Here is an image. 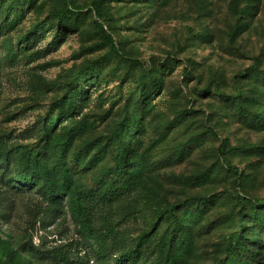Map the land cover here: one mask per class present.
Here are the masks:
<instances>
[{
	"label": "rangeland",
	"instance_id": "obj_1",
	"mask_svg": "<svg viewBox=\"0 0 264 264\" xmlns=\"http://www.w3.org/2000/svg\"><path fill=\"white\" fill-rule=\"evenodd\" d=\"M173 230L264 264V0H0V264H162Z\"/></svg>",
	"mask_w": 264,
	"mask_h": 264
},
{
	"label": "trees",
	"instance_id": "obj_2",
	"mask_svg": "<svg viewBox=\"0 0 264 264\" xmlns=\"http://www.w3.org/2000/svg\"><path fill=\"white\" fill-rule=\"evenodd\" d=\"M57 17H59L60 19H63L65 17V15L63 13H58ZM259 119H260V117H259ZM119 157H120L121 161L118 160ZM119 157L115 159L116 163L119 164L120 162H123V165H125L127 163L125 150H119ZM27 162H28V159H27ZM117 169H120V167H118ZM48 186H49L48 187V191H49L51 196H53V197L60 196L61 193H59L58 190L52 189L51 185H48ZM167 213L170 214L171 210H165V211H162V212H157V217L159 218V217H161V216H163V215H165ZM258 225H262V223H259ZM172 233H173L172 234V239H170V241H169L170 245L168 246V252H167L165 258L163 259V263L162 264H177L178 263V260L176 259V255L171 253V251H173V249L176 246V245L175 246L171 245V243L173 241V238L176 239L175 237H173V235L175 236V231L173 230ZM58 257H59V259L61 261H64V262L68 261V256L65 255V254H59ZM229 261H231V258L229 259ZM115 264H123V257L119 258L118 261Z\"/></svg>",
	"mask_w": 264,
	"mask_h": 264
}]
</instances>
